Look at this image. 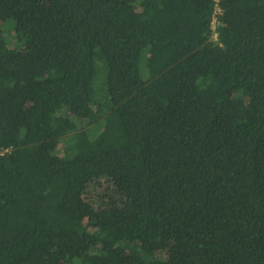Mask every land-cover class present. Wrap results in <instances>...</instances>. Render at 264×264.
<instances>
[{
  "label": "trees",
  "instance_id": "16d2710c",
  "mask_svg": "<svg viewBox=\"0 0 264 264\" xmlns=\"http://www.w3.org/2000/svg\"><path fill=\"white\" fill-rule=\"evenodd\" d=\"M0 264H264V0H0Z\"/></svg>",
  "mask_w": 264,
  "mask_h": 264
},
{
  "label": "rangeland",
  "instance_id": "374dc122",
  "mask_svg": "<svg viewBox=\"0 0 264 264\" xmlns=\"http://www.w3.org/2000/svg\"><path fill=\"white\" fill-rule=\"evenodd\" d=\"M64 148L62 144L61 149ZM123 194L114 188L112 181L104 177L94 178L88 184V189L84 193V198L92 202L97 208H108L118 210L121 207Z\"/></svg>",
  "mask_w": 264,
  "mask_h": 264
}]
</instances>
